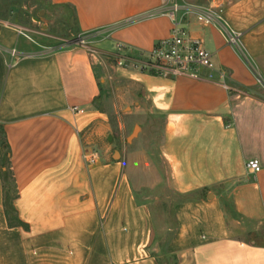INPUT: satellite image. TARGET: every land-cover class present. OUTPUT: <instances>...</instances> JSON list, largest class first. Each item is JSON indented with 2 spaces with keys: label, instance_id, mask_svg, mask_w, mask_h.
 Here are the masks:
<instances>
[{
  "label": "crops",
  "instance_id": "obj_1",
  "mask_svg": "<svg viewBox=\"0 0 264 264\" xmlns=\"http://www.w3.org/2000/svg\"><path fill=\"white\" fill-rule=\"evenodd\" d=\"M47 2L72 12L76 34H102L87 47L31 36L30 45L20 24L0 18V125L17 217L28 226L8 224L0 167V264H264V0H215L222 21L210 25L197 18L210 0H178L181 26L226 82L117 66V42L137 56L169 37V16L153 15L164 0ZM111 90L116 113L123 94L131 115L159 121L157 154L139 144L109 155ZM94 145L99 162L90 166L83 153ZM253 159L258 173L247 169ZM161 188L181 198L164 244L152 208Z\"/></svg>",
  "mask_w": 264,
  "mask_h": 264
},
{
  "label": "rangeland",
  "instance_id": "obj_2",
  "mask_svg": "<svg viewBox=\"0 0 264 264\" xmlns=\"http://www.w3.org/2000/svg\"><path fill=\"white\" fill-rule=\"evenodd\" d=\"M2 1L6 3L0 5V18H8L20 24V28L29 37L31 36V38L41 44L64 45L77 36L74 19L70 10H64V12L59 13L61 11H58L56 7H51L47 0ZM19 36L21 37V41H28L25 35L20 34ZM26 43L32 44L29 41ZM3 55L0 49V58L4 62ZM2 82L3 79L0 77V90L2 88ZM110 94V99L106 100L105 103V108L109 112L110 129L106 132L102 130L104 137L107 133L111 136V140L104 138L102 143L104 147L110 148L109 155L113 154L115 159H121L125 156L126 150H131L139 144L145 146L151 152L153 151L154 154H157V144L161 133V124L159 121L148 117L143 112L140 116L136 114L131 115V108H125L127 104L125 101L123 102V94L120 95V101L123 104L120 105L116 113L113 107L116 94L112 90ZM135 128H137L135 132V139H138L137 142H134L135 139L128 140ZM93 150L100 152L101 148L99 145H94ZM89 151V149H86L83 155ZM155 196L157 200L152 205V208L158 231L161 234V244H164L168 241L169 233L172 231L168 230V228L173 229L175 224L173 217L174 204L181 198L167 188L157 190ZM159 255L163 259L164 256L162 253H159Z\"/></svg>",
  "mask_w": 264,
  "mask_h": 264
},
{
  "label": "built area",
  "instance_id": "obj_3",
  "mask_svg": "<svg viewBox=\"0 0 264 264\" xmlns=\"http://www.w3.org/2000/svg\"><path fill=\"white\" fill-rule=\"evenodd\" d=\"M214 1L210 0L207 8L197 12L198 20L205 25L222 21V4L213 3ZM163 7H165L163 10L153 13V15L164 14L169 16L173 24L169 37L159 41L151 51L140 52L137 56L130 54L132 51L130 47L117 42L115 48L120 55L116 57L117 66L155 72L163 76H186L194 79H213L218 77L221 81L226 82L229 74L218 69L213 61L212 53L204 48L199 39L189 36L181 26V18L178 17V13L182 6L178 0H164ZM186 10L188 13V9ZM18 32L30 38L21 28H19ZM101 34V31L78 34L76 38L66 44L87 47L93 38ZM227 43L233 46L238 45L237 38L233 35L228 37ZM8 53L11 59H16L18 56V51L15 48L9 50ZM201 70L206 71L204 76L201 75ZM71 111L77 115L86 113L85 109L77 106L71 107ZM83 158L87 165H95L99 162V153L91 150L85 153ZM246 166L253 173H258L262 169L256 159L249 160Z\"/></svg>",
  "mask_w": 264,
  "mask_h": 264
},
{
  "label": "trees",
  "instance_id": "obj_4",
  "mask_svg": "<svg viewBox=\"0 0 264 264\" xmlns=\"http://www.w3.org/2000/svg\"><path fill=\"white\" fill-rule=\"evenodd\" d=\"M4 3L6 2L0 0V5ZM4 68H5L4 62L0 58V77H2V79L5 73ZM0 152H1V157H0L1 177L4 184V207H5V213L7 216L8 224L9 226H23L24 228H28L26 224H24L22 221L18 219L17 211L14 206L13 201L14 199L17 198L18 191L14 181L13 172L11 169V161L9 157L11 152L10 146L7 141L4 127L2 125H0Z\"/></svg>",
  "mask_w": 264,
  "mask_h": 264
},
{
  "label": "water",
  "instance_id": "obj_5",
  "mask_svg": "<svg viewBox=\"0 0 264 264\" xmlns=\"http://www.w3.org/2000/svg\"><path fill=\"white\" fill-rule=\"evenodd\" d=\"M72 42H73V41H72ZM72 42H71V43H72ZM136 129H137V128H135L134 132H133L132 135L128 138V140H133V139H135V137H136V136H135ZM109 140H111V136H109Z\"/></svg>",
  "mask_w": 264,
  "mask_h": 264
}]
</instances>
